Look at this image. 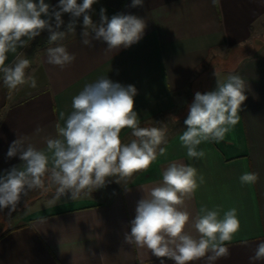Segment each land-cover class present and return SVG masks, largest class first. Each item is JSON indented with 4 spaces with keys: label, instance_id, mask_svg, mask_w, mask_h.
<instances>
[{
    "label": "crops",
    "instance_id": "obj_1",
    "mask_svg": "<svg viewBox=\"0 0 264 264\" xmlns=\"http://www.w3.org/2000/svg\"><path fill=\"white\" fill-rule=\"evenodd\" d=\"M45 2L56 5L58 0ZM131 3L98 0L92 14L97 24L101 8L109 19L121 13L144 19L143 38L128 48L106 51L107 43L97 40L83 45L81 17L75 32L60 42L76 57L63 69L47 63L46 49L53 45L46 32L8 54L6 63L21 54L30 60L26 71L37 86L26 84L10 94L0 74V174L22 163L18 156L7 157L14 140L24 138L46 149V138L56 137L59 113L70 114L73 97L101 77L135 86L139 126L167 128L164 154L119 183L118 177L110 178L98 195L35 197L11 215L8 209L0 211V264H160L146 248L126 243L125 236L138 201L162 182L173 162L191 165L205 178L183 207L192 218L202 206L219 209L221 216L237 209L240 230L227 244L229 255L214 264H264L249 260L264 241V0H218L215 6L212 0ZM62 18L66 25L68 14ZM230 74L246 84L239 122L223 141L202 142L197 148L205 153L202 159H190L179 140L188 106L197 91L216 90L217 79L224 83ZM131 131L121 130L122 143L134 139ZM245 172L257 173V181L242 185L239 177ZM187 230L196 235L190 225ZM165 264L174 262L165 258Z\"/></svg>",
    "mask_w": 264,
    "mask_h": 264
},
{
    "label": "clouds",
    "instance_id": "obj_2",
    "mask_svg": "<svg viewBox=\"0 0 264 264\" xmlns=\"http://www.w3.org/2000/svg\"><path fill=\"white\" fill-rule=\"evenodd\" d=\"M98 0H58L56 5L45 0H0V74L9 93L20 86H37L34 76L27 73L30 60L17 55L6 63L9 53H16L29 41L47 33V63L63 69L75 61L60 43L75 32L82 17L81 43L92 46V41L107 43L106 51L128 48L144 35V19L131 14H116L108 18L106 9H100V23H94L93 5ZM218 0H212L215 6ZM143 0H132L131 7L142 6ZM68 14L65 25L63 16ZM63 28V30H62ZM94 34V35H93ZM214 75L217 77L216 71ZM217 89L206 93L197 91L188 106L184 120L186 130L179 136L187 156L202 159V142H221L239 122L238 113L246 100V84L242 77L230 74L227 81L217 79ZM137 89L122 85L108 77L86 84L72 99V111L67 116L59 113L55 125L56 137L46 138V149H37L17 138L9 146L7 157L18 156L22 163L0 174V211L17 210L22 198L34 190L48 191L55 187L54 199L70 193L74 200L102 188L112 177L116 182L147 170L157 155H163L167 143L166 126L144 128L139 126L134 110ZM175 118V117H173ZM63 121V125L60 123ZM131 129L134 137L122 143L121 130ZM255 172H245L240 177L242 185L254 184ZM205 183L198 170L183 163L173 162L162 173V182L138 201L131 231L125 241L137 248H146L151 255L165 264V258L174 264H194L201 259L206 264L229 255L227 246L240 230L236 208L221 216L219 209L202 206L192 218L183 207L197 188ZM193 228L196 235L187 230ZM247 244V241H242ZM250 262L264 260V241L257 244Z\"/></svg>",
    "mask_w": 264,
    "mask_h": 264
},
{
    "label": "rangeland",
    "instance_id": "obj_3",
    "mask_svg": "<svg viewBox=\"0 0 264 264\" xmlns=\"http://www.w3.org/2000/svg\"><path fill=\"white\" fill-rule=\"evenodd\" d=\"M263 42H264V36H263ZM103 187L102 188H99L97 190H94V192L96 191V194H100L101 191H103ZM71 195V194H70ZM55 196V187H50L48 189V191H43V190H34V191H31L29 192L28 196L27 197H24L22 198V200L20 201V203L18 204L17 207H21V208H24V207H27V205L29 203L32 202V199H34L35 197L38 198V197H44V198H54ZM69 196V194H65L64 196H62L61 198H65ZM60 198V199H61ZM0 229H2V226L0 225Z\"/></svg>",
    "mask_w": 264,
    "mask_h": 264
}]
</instances>
